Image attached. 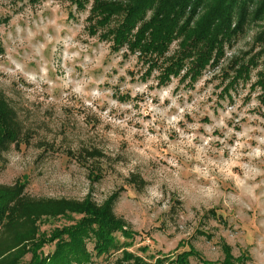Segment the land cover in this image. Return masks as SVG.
<instances>
[{
    "label": "rangeland",
    "instance_id": "374dc122",
    "mask_svg": "<svg viewBox=\"0 0 264 264\" xmlns=\"http://www.w3.org/2000/svg\"><path fill=\"white\" fill-rule=\"evenodd\" d=\"M93 3L0 0V98L19 131L1 153L0 185L19 187L36 211L50 199H111L136 234L118 232L126 250L101 256L87 238L89 264H171L190 248L212 262L231 255L235 264H264L262 0L195 80L182 77L187 68L164 77L161 62L112 49L102 35L117 18L96 26ZM181 43L174 39L160 61L177 56ZM75 217L43 214L37 224L50 233ZM14 236L1 231L0 245Z\"/></svg>",
    "mask_w": 264,
    "mask_h": 264
},
{
    "label": "trees",
    "instance_id": "16d2710c",
    "mask_svg": "<svg viewBox=\"0 0 264 264\" xmlns=\"http://www.w3.org/2000/svg\"><path fill=\"white\" fill-rule=\"evenodd\" d=\"M214 1L200 16L199 11L209 0H115L117 7L105 0H96L97 5L93 3L90 12L94 18L100 16L98 27H104L112 17L117 18L116 25L102 35V39L112 43V49L137 51L150 66L161 62L163 67L156 68H162L164 77L171 74L180 76L181 70L187 68L182 77L195 80L206 67L224 55L227 45L244 32L251 8L257 0ZM263 7L264 0L255 12L256 16ZM92 30L96 32V27ZM176 38L182 39L181 52L172 58L165 55L160 61ZM261 38H264V33ZM258 76L257 81L264 90V69ZM8 113L5 100L0 98V156L9 144L18 141L19 131ZM23 198L19 187L0 185V232L15 233L10 242L0 245V264H89L93 253L86 247L87 238L95 241L94 255L101 256L112 250H126L123 249L125 242L121 243L117 237L118 232L125 239H132L136 234L114 213L111 199L102 205L95 204L89 197L82 201L50 199L36 211ZM68 213L79 217L50 233L42 232L37 224L43 214L58 217ZM21 224L28 231L21 232ZM52 243H55L53 252L45 255L44 247ZM125 253L127 257H135L129 251ZM27 255H30V260L25 263ZM191 257L199 258L200 264H235L231 255L223 261L212 262L193 248L179 253L171 264H190ZM119 264L126 263L120 261Z\"/></svg>",
    "mask_w": 264,
    "mask_h": 264
}]
</instances>
